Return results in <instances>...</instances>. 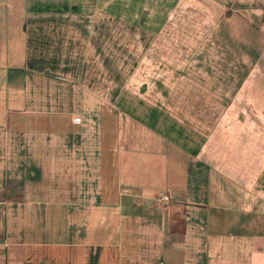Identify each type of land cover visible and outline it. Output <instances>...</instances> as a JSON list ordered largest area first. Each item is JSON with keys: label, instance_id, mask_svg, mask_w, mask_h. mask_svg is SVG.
Masks as SVG:
<instances>
[{"label": "crops", "instance_id": "crops-1", "mask_svg": "<svg viewBox=\"0 0 264 264\" xmlns=\"http://www.w3.org/2000/svg\"><path fill=\"white\" fill-rule=\"evenodd\" d=\"M204 1L240 65L202 132L116 110L95 1L0 0V264H264V0Z\"/></svg>", "mask_w": 264, "mask_h": 264}, {"label": "rangeland", "instance_id": "rangeland-1", "mask_svg": "<svg viewBox=\"0 0 264 264\" xmlns=\"http://www.w3.org/2000/svg\"><path fill=\"white\" fill-rule=\"evenodd\" d=\"M85 1L83 14L93 12L95 1L96 16L103 21L97 45L102 82L118 84V104L129 101L116 110L139 118V111L148 108L192 128L194 116L203 132L201 117L207 121L219 113L227 99L221 85L234 86L240 65L238 58L228 57L230 45L207 41L214 27L205 1Z\"/></svg>", "mask_w": 264, "mask_h": 264}, {"label": "built area", "instance_id": "built-area-1", "mask_svg": "<svg viewBox=\"0 0 264 264\" xmlns=\"http://www.w3.org/2000/svg\"><path fill=\"white\" fill-rule=\"evenodd\" d=\"M169 201H170L169 197L166 194L163 193L159 197V206L162 209H164ZM5 206H6L5 202L0 198V217L4 213Z\"/></svg>", "mask_w": 264, "mask_h": 264}]
</instances>
